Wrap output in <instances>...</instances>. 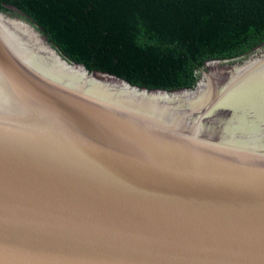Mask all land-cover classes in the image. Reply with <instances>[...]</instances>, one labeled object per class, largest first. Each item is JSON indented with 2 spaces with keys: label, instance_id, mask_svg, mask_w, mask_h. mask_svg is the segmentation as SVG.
<instances>
[{
  "label": "water",
  "instance_id": "water-1",
  "mask_svg": "<svg viewBox=\"0 0 264 264\" xmlns=\"http://www.w3.org/2000/svg\"><path fill=\"white\" fill-rule=\"evenodd\" d=\"M10 9L0 264H264V43L191 88H147Z\"/></svg>",
  "mask_w": 264,
  "mask_h": 264
},
{
  "label": "trees",
  "instance_id": "trees-1",
  "mask_svg": "<svg viewBox=\"0 0 264 264\" xmlns=\"http://www.w3.org/2000/svg\"><path fill=\"white\" fill-rule=\"evenodd\" d=\"M71 61L147 88H191L209 60L264 43V0H0Z\"/></svg>",
  "mask_w": 264,
  "mask_h": 264
},
{
  "label": "rangeland",
  "instance_id": "rangeland-1",
  "mask_svg": "<svg viewBox=\"0 0 264 264\" xmlns=\"http://www.w3.org/2000/svg\"><path fill=\"white\" fill-rule=\"evenodd\" d=\"M12 11V10H11Z\"/></svg>",
  "mask_w": 264,
  "mask_h": 264
}]
</instances>
